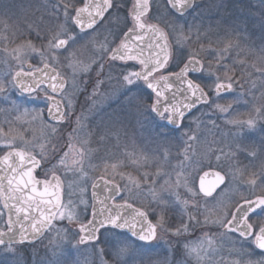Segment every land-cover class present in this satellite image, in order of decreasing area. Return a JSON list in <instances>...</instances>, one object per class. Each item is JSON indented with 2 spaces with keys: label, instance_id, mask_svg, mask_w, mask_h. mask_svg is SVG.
I'll use <instances>...</instances> for the list:
<instances>
[{
  "label": "snow or ice",
  "instance_id": "1",
  "mask_svg": "<svg viewBox=\"0 0 264 264\" xmlns=\"http://www.w3.org/2000/svg\"><path fill=\"white\" fill-rule=\"evenodd\" d=\"M221 7L210 0H57L50 11L45 8L48 26L33 25L40 47L30 39L22 51L14 50L11 59L21 63V70L0 78V113H16V121L41 129V136L32 140L20 134L24 147L11 141L3 145L8 151L0 159V264H27L25 250L31 249L36 257V242L44 238L51 246V258L39 264H80L65 255L64 246L73 241L88 246L90 259L84 264H209L205 244L212 247L214 237L205 233L197 241L187 239L196 228H217L221 230L217 235L229 241L233 258L214 264H264V192L256 195L258 187L264 189V172L259 174V184L258 174H251L252 195L228 200L227 194L237 183L238 163L225 165L221 155H216L215 162L209 157L205 164L185 147L178 150L183 159L174 184L161 166L141 176L155 208L151 204L136 207L121 196L129 184L141 188L140 180L117 172L122 162L104 163L99 176L90 174L100 165L92 163L97 149L90 147L92 134L84 133V121L101 96H122L129 112L134 109L137 124L150 127L158 144L182 131L189 117L199 125L201 117L208 116L215 127L212 116L219 113L236 130L234 137L264 121V46L259 65H248L241 56L256 53L237 35L239 26H224L221 19L216 28H223V37L209 38L207 47L202 42L198 49L192 47L193 28L199 41L200 25L186 24V17L203 20ZM257 23L264 32V7ZM30 61L43 67L33 70ZM24 62H29L27 71ZM257 80L259 97L253 92ZM41 91L46 114L20 102L25 94ZM249 95L251 101L246 98ZM222 100L228 102L222 104ZM241 103L253 105L247 119L235 108ZM113 112L100 141L112 126L124 123L125 118ZM240 152L255 158L264 153V143L259 149L254 144H237L227 156L235 158ZM168 155V150L162 153L165 161ZM109 168L111 178H107ZM117 176L127 182L117 183ZM162 177L166 178L157 190ZM89 181L91 200L87 198ZM172 187L182 189L184 195L177 191L175 200L167 201L160 193ZM98 188L108 195L101 199ZM171 207L179 209L178 223L167 214ZM64 221L73 227L78 224V230L72 233L66 226L57 227V222ZM33 264H37L35 259Z\"/></svg>",
  "mask_w": 264,
  "mask_h": 264
},
{
  "label": "rangeland",
  "instance_id": "2",
  "mask_svg": "<svg viewBox=\"0 0 264 264\" xmlns=\"http://www.w3.org/2000/svg\"><path fill=\"white\" fill-rule=\"evenodd\" d=\"M212 3L220 4L222 7L219 11L212 10L207 13L203 20L197 18L193 19L192 16L186 17V24L188 25H200V40L197 41L196 37V29L193 28L192 32V47L194 50L200 47V42H202L205 47H207L209 43V38L212 41H215L217 37H223V28L217 30L216 22L217 20H223L224 26H239V32L237 35L240 37L241 41L244 43L245 47H250L253 52L256 53V56H245L242 55L241 58L246 60L248 65L252 63H256L259 65L260 61L258 60V56L260 53V48L264 46V32L261 31L257 21L259 18V10L264 7L263 0H210ZM57 3V0H0V78H5L9 73L14 74V72L21 68V63L19 61L11 59V53L14 50L21 49L22 46L27 45L28 41L31 39L34 43H36L37 47H40L38 41H36L34 32L35 28L33 25L40 24L41 27L46 28L48 26L49 11L50 5ZM48 7L49 11H45V8ZM252 10V14H249V10ZM213 17H216L215 21ZM62 19V17H61ZM32 28V34H29V29ZM208 29L211 31L208 32V35L205 36L204 32ZM33 37V38H32ZM213 47H215V43H213ZM7 50V52H5ZM19 54V53H18ZM203 55V53H201ZM233 57L235 56V52L232 53ZM31 62V61H30ZM38 63V61H35ZM28 62L23 63V67ZM42 65V64H40ZM253 79H256V75H253ZM248 85H245V90H247ZM260 82L257 80V87L253 89V92L257 97L260 95ZM249 101L252 100V97L249 95L246 97ZM102 97H98L96 99L95 107L91 113L87 114V119L84 121V133H91V144L90 147L93 149H97L92 155V163L100 165V169L96 172H91V175L99 176L103 171L102 158L99 156L100 149L98 147L99 137L95 136L96 128L94 126L97 120V111L100 105ZM231 99V95L228 97ZM20 102L24 104L25 107L32 110H42L46 114L45 100L43 96L32 97V98H21ZM228 100H222L220 103H227ZM77 109L79 110V102L75 101ZM7 107L6 105H4ZM253 105L251 103L244 104L241 103L236 105L235 108L240 112L244 113V119H247V113L252 111ZM87 111V110H85ZM211 111V110H209ZM119 113L123 116L124 123L122 126H115V130L113 131V127H111V131L108 136H106L104 142L107 144V151L110 154L117 153L121 156H128L130 159L134 160L137 158V154H145L149 153L153 157V162L156 166L162 165L164 161H162L163 156L162 153L165 149V146L168 145L170 141L161 140L156 143L154 133L151 131V128L148 127L147 130L143 131L141 136L138 135L137 130V121L135 118L134 109L132 112H129V106L124 102V100L120 104ZM12 113H9V117ZM197 116H200V113H196ZM217 116H220V119H217ZM112 118V117H110ZM110 118L105 120V125L110 123ZM212 119L216 121V126L213 127L212 123L209 122L208 116L201 117V121L199 125L196 123H191V119H189L187 126L183 129L182 132H218L221 134H229L234 133L236 130L232 128L230 125H226L223 122V117L221 114L216 113V115L212 116ZM94 124L92 125V123ZM23 123V122H22ZM261 121H258L257 126L254 130H248L247 128L243 129L242 132H247L248 137H252L253 139H257L262 130L260 126ZM104 125L97 123V132L98 136L103 134L102 129ZM26 140H32L33 137L39 138L41 136V129L38 125H32L31 128L28 124L23 123V131H22ZM95 136V139L92 138ZM221 137H228V135H222ZM103 142V141H102ZM24 145V143H23ZM115 145V148H114ZM25 146V145H24ZM180 146V145H179ZM171 150L176 149L178 146L176 144H169ZM172 156V155H171ZM169 156V157H171ZM124 162H122L121 171L128 175L124 167L127 163L122 158ZM171 160V159H170ZM112 163V161H109ZM170 165L171 162H169ZM170 167V166H169ZM155 172V170H154ZM153 172V173H154ZM177 172V171H176ZM112 169L109 168L107 171V175H111ZM171 173V172H170ZM173 173V171H172ZM171 173V174H172ZM177 178V176H176ZM161 179V178H160ZM127 182V181H126ZM174 184V182H173ZM156 187V185H155ZM65 188H67V184H65ZM90 188L91 181H89L87 186V198L90 200ZM77 194H79L80 189L77 187ZM144 190V187L136 188L133 184H129V190L125 191L127 198L129 196L140 204L144 205V207H148L151 204V207L155 208V203L152 202V197L150 196L148 190L144 193L141 192ZM179 191L180 189H176L175 187L169 188L167 191H163L160 193L163 198L166 197L167 201H174L175 195L174 193ZM135 192L137 194H135ZM150 196V197H149ZM73 199H76L74 196ZM171 211H174V215L167 210V214L172 218L173 221L179 222L180 215L178 207L169 208ZM173 216V217H172ZM66 226L72 229V233H75L77 230L75 227H78V224L73 227L72 224H68L67 221H64L63 224L57 222V227ZM54 235V233L52 234ZM40 250H43V255L40 256L41 259H50L51 258V246L48 243V239L45 238L41 243ZM66 249V257L71 261H80V264H84V262L90 259L87 249V245H76L75 241L71 245H65ZM59 251V249H57ZM26 252V251H25ZM216 253L223 255V250H216ZM26 253H24L25 255ZM29 254H32L29 253ZM33 256V254H32ZM26 257V256H25ZM218 257V258H220ZM34 259L36 257H33ZM222 259V258H221ZM27 260V259H26ZM222 261V260H221Z\"/></svg>",
  "mask_w": 264,
  "mask_h": 264
},
{
  "label": "flooded vegetation",
  "instance_id": "3",
  "mask_svg": "<svg viewBox=\"0 0 264 264\" xmlns=\"http://www.w3.org/2000/svg\"><path fill=\"white\" fill-rule=\"evenodd\" d=\"M215 20H216V17H213L212 21H215ZM31 63L33 64V70H35V68L37 67L39 68L43 67V65H40L39 63L35 61H31ZM28 66H29V62L23 67V69L27 71ZM20 70L21 68L17 69L16 71H20ZM108 91L110 93L112 92V89H109ZM38 96L44 97L43 91H41L39 95H37L36 93H33L31 96H27V94H25V96L21 98L28 99L32 97H38ZM101 97L102 99L100 101V105L97 111L98 113L97 120L95 124L94 122L92 123V125L94 124L96 128L95 136L97 137H99L97 135L99 132V131L97 132V123H99V125L101 123L102 125L105 126L106 124L105 120H107L110 117H113L114 115L113 110H116V112H119L120 104L124 100L122 96L119 98L109 97L107 99H104L103 96ZM46 113H47V109H46ZM8 114L9 113H0V125H2L4 129V133H5V135L0 136V159H2V157L8 151L3 146L6 142L11 141L13 142L14 146L24 147L23 142L19 139L20 134H23L22 133L23 123L22 121H16L15 119V116L17 115L16 113H12L10 117ZM189 119H191V117H189ZM189 119L184 120L183 129L187 126ZM6 121H12L11 125H9V123H7ZM260 126L263 131L260 132L259 137L257 139L248 137L247 132H242V134L239 137H234L233 133L221 134L218 132H182L183 130L178 131L175 137L171 139L172 142L169 143V144L173 143V145L176 144L178 147L176 149L173 148L171 150V148L169 147V144L166 145L163 153L166 150L169 151L167 161L162 159V161H164L163 164L158 165V166H161L163 171H167L169 173L170 172L172 173L173 171L172 174L170 173L171 180L175 182V180L177 179L176 171L179 170L177 166L179 165V162L183 159L181 155H178V150L179 152H182L185 147L189 148L190 155L192 153H195L196 159L204 161L205 164H207L209 157H211L213 162H215V156L221 155V159L225 165L231 164L233 166H236L238 163V166L240 169V171L237 172V183L234 186L233 191L227 194L226 199L235 201V200H239L242 196L252 195L251 191L249 190L248 181L252 178L251 174L255 172L258 174L257 183L258 184L260 183L259 174L264 172V153H258L257 157L255 158L248 156L246 152H240L238 156L235 158H228L227 154L231 152L232 150H234L237 144H242V145H253L254 144L257 147V149H259L261 144L264 143V121H261ZM10 128H11V131H9ZM147 128L148 127H141L139 124H137L138 135L141 136L142 132L144 130L146 131ZM114 130H115V126L113 127V131ZM185 133H187L189 136H195L196 139L194 140L187 139V137L185 136ZM100 135H101V132H100ZM222 135H228V137H221ZM95 136L92 138L95 139ZM97 144L100 149L99 156L102 158V163L105 161L106 163H110L109 161H112V163L120 164L121 162H124L122 159L124 157L127 163L124 167H126L125 170L126 172H128V175H131L136 180H140L141 187L142 186L144 187V190H141V192L144 193L147 190L148 186L143 183V181L141 180V176L146 171L149 173H153L154 170L156 171L158 167L154 164L153 157L151 156V154L149 153L139 154L138 153L137 158H134L136 162L133 163V160L130 159V157L128 156H121L117 153L110 154L107 151L108 145L105 144L104 141L103 142L99 141ZM114 148H115V145H114ZM221 150H223V153H221ZM145 156H147L148 158L147 160L144 159ZM169 162H171L172 165H170ZM121 170H122L121 167H119L117 169V172H122ZM36 175L39 178L38 172L36 173ZM107 178H111V175H107ZM165 178L166 177H162L161 179L159 178L157 180V184H156L157 190H159L160 185L163 184ZM116 182L121 183L122 185L126 183V181H121L118 176L116 177ZM262 192H264V189L259 188V187L256 189V195H260ZM180 193L181 195H184L182 189H180ZM91 194H92V188H90V200H91ZM135 194L137 193L135 192ZM121 196H123L126 200H128V202L132 203L136 207H144V205L143 206L140 205L139 204L140 202L138 203L134 199V197L131 198L129 196V198H127L125 191L121 193ZM164 198L166 199L165 196ZM64 199H66V196L64 197ZM117 199H118V202L123 203V200H120L119 198ZM168 210L170 211V213H172V215H174L173 214L174 211H171V209H168ZM75 228L76 230H78V227H75ZM219 231L221 230L217 228H210V229L196 228L193 231V235L190 237H187V239H190L192 241H197L199 238L204 236L205 233H208L210 237H214V245L212 247H208L207 244H205V247L207 248V251H208L209 264H214V262H218L221 260L226 262L233 258L232 256H230L229 251H228L230 247L229 241L217 235ZM217 249L224 251L221 257L219 256L218 253H216Z\"/></svg>",
  "mask_w": 264,
  "mask_h": 264
},
{
  "label": "trees",
  "instance_id": "4",
  "mask_svg": "<svg viewBox=\"0 0 264 264\" xmlns=\"http://www.w3.org/2000/svg\"><path fill=\"white\" fill-rule=\"evenodd\" d=\"M41 243H42V241L40 243H37L36 244V248L38 250V255L36 256L35 261L37 262V264H39V261L41 260V257L40 256H42L43 255V252H44L43 250H40V248L42 246ZM25 251H26L25 252L26 253L25 254V256H26L25 258L27 259V264H33L34 258L32 256V254H29V253L32 252L31 249H26Z\"/></svg>",
  "mask_w": 264,
  "mask_h": 264
},
{
  "label": "water",
  "instance_id": "5",
  "mask_svg": "<svg viewBox=\"0 0 264 264\" xmlns=\"http://www.w3.org/2000/svg\"><path fill=\"white\" fill-rule=\"evenodd\" d=\"M28 68H29V66H28ZM37 76H39V73H37ZM13 160H14V162H18V161H15V158H13ZM96 191H97L98 196H99L101 199H103L105 196L108 195V193L104 192V191L102 190V188H98ZM78 228H79V225H78ZM40 241H41V240H37L36 244H37L38 242H40Z\"/></svg>",
  "mask_w": 264,
  "mask_h": 264
}]
</instances>
